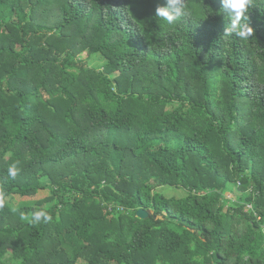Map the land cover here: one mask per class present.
I'll list each match as a JSON object with an SVG mask.
<instances>
[{
	"label": "trees",
	"instance_id": "obj_1",
	"mask_svg": "<svg viewBox=\"0 0 264 264\" xmlns=\"http://www.w3.org/2000/svg\"><path fill=\"white\" fill-rule=\"evenodd\" d=\"M166 2L0 0V264H264V0Z\"/></svg>",
	"mask_w": 264,
	"mask_h": 264
},
{
	"label": "clouds",
	"instance_id": "obj_2",
	"mask_svg": "<svg viewBox=\"0 0 264 264\" xmlns=\"http://www.w3.org/2000/svg\"><path fill=\"white\" fill-rule=\"evenodd\" d=\"M224 11L228 14L231 23L225 27L223 36L231 37L233 34L242 40H248L255 36V29L249 23V9L254 6V0H221ZM187 0H167L156 9V16L168 24H175L182 18L190 16ZM21 171L20 162L16 161L8 168V176L15 179ZM3 182H0V211L7 205V193ZM21 219L31 224L49 223L52 216L43 209L31 213H20Z\"/></svg>",
	"mask_w": 264,
	"mask_h": 264
},
{
	"label": "rangeland",
	"instance_id": "obj_3",
	"mask_svg": "<svg viewBox=\"0 0 264 264\" xmlns=\"http://www.w3.org/2000/svg\"><path fill=\"white\" fill-rule=\"evenodd\" d=\"M81 58H82L83 62H79V65L82 66L84 69L91 70V71H102L104 64L107 62L106 59H104L103 57H100V56L87 58L86 53H83L81 55ZM76 60H79V58H76ZM171 109H173V107L169 106L167 108V111H170ZM237 187L232 188V190L230 192L226 191L224 194L225 197L227 199L233 201V202H237L239 200V197H240V193H239ZM168 194L173 195L175 197H181L183 195L182 191H179V190H176V191L175 190L174 191L169 190ZM45 195H46L45 192H39L35 198H36V200L37 199L41 200L42 198H44ZM19 205H21V202L16 200L15 198H12L10 200L11 208L15 209ZM80 264H84V263L80 261Z\"/></svg>",
	"mask_w": 264,
	"mask_h": 264
},
{
	"label": "water",
	"instance_id": "obj_4",
	"mask_svg": "<svg viewBox=\"0 0 264 264\" xmlns=\"http://www.w3.org/2000/svg\"><path fill=\"white\" fill-rule=\"evenodd\" d=\"M136 217L141 219V220H145L148 218V213L144 210H138L136 212Z\"/></svg>",
	"mask_w": 264,
	"mask_h": 264
},
{
	"label": "built area",
	"instance_id": "obj_5",
	"mask_svg": "<svg viewBox=\"0 0 264 264\" xmlns=\"http://www.w3.org/2000/svg\"><path fill=\"white\" fill-rule=\"evenodd\" d=\"M251 210V206L250 205H246L245 211H250ZM263 235H264V228H263Z\"/></svg>",
	"mask_w": 264,
	"mask_h": 264
}]
</instances>
